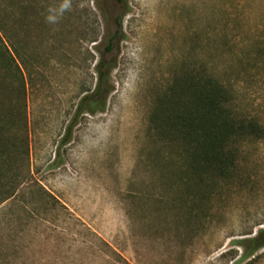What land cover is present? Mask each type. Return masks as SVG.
I'll list each match as a JSON object with an SVG mask.
<instances>
[{"label":"rangeland","instance_id":"1","mask_svg":"<svg viewBox=\"0 0 264 264\" xmlns=\"http://www.w3.org/2000/svg\"><path fill=\"white\" fill-rule=\"evenodd\" d=\"M62 2L28 0L25 22L15 9L29 73L25 91L0 80V110L27 180L0 207V264H264V247L244 258L264 230V0H71L59 14ZM102 59L115 62L106 109L67 134ZM206 73L261 131L237 137L232 176L195 199L161 112ZM31 178L60 203L33 200Z\"/></svg>","mask_w":264,"mask_h":264},{"label":"trees","instance_id":"2","mask_svg":"<svg viewBox=\"0 0 264 264\" xmlns=\"http://www.w3.org/2000/svg\"><path fill=\"white\" fill-rule=\"evenodd\" d=\"M27 2L28 0H19L18 3L15 0H0V80L19 91H25V75L29 73V66L28 61L22 57L18 62L16 56H20L18 45L26 48L27 40L23 37L19 39V44L15 41L13 18L18 6L20 19L25 22ZM114 66L115 62L109 65L103 59L98 62L95 89L78 102L73 120L67 127V134L72 132L80 116L105 111L108 98L114 90L109 81ZM173 94L175 104L172 103L171 107L165 109L168 112L164 110L161 114L165 113L163 125L168 141L178 152L176 163L181 172L174 177L179 186L198 191L194 195L195 199H203V188L208 183L216 186L223 178L232 176L236 162L233 142L237 137L244 140L246 136L257 135L261 130L253 122L237 120L232 90L210 73L204 76L191 74L173 90ZM10 121L12 120L8 114L0 110V207L7 202L16 204L20 198L19 188L27 180L26 172L19 170L17 163L27 162L28 151L26 150V155L21 160H17L9 155L11 146L2 138L3 123ZM28 181L27 189L31 190L29 195L33 200L52 198L60 203L37 181L32 178ZM37 186L40 190H36ZM249 243L252 249L244 258L264 247V230L249 240Z\"/></svg>","mask_w":264,"mask_h":264},{"label":"clouds","instance_id":"3","mask_svg":"<svg viewBox=\"0 0 264 264\" xmlns=\"http://www.w3.org/2000/svg\"><path fill=\"white\" fill-rule=\"evenodd\" d=\"M71 9V0H63L61 5L59 6V14H63L65 11H69ZM48 22L56 23L57 22V14H51L47 17Z\"/></svg>","mask_w":264,"mask_h":264}]
</instances>
